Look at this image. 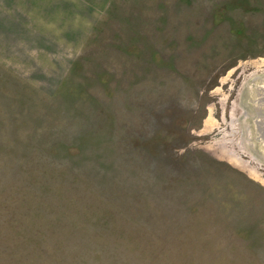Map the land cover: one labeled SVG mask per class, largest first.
Returning <instances> with one entry per match:
<instances>
[{
	"label": "rangeland",
	"instance_id": "1",
	"mask_svg": "<svg viewBox=\"0 0 264 264\" xmlns=\"http://www.w3.org/2000/svg\"><path fill=\"white\" fill-rule=\"evenodd\" d=\"M31 1L0 0V264H264V0Z\"/></svg>",
	"mask_w": 264,
	"mask_h": 264
},
{
	"label": "crops",
	"instance_id": "2",
	"mask_svg": "<svg viewBox=\"0 0 264 264\" xmlns=\"http://www.w3.org/2000/svg\"><path fill=\"white\" fill-rule=\"evenodd\" d=\"M31 3L34 5H35V3L39 4V6L41 7V11H45L44 13H47V14L53 13V12H58L59 10H61L62 12L68 11L67 9H60L61 8L60 6L57 7V5H58L57 0H32ZM31 7H33V6H31ZM33 9L36 10L37 13L40 12L38 7H34ZM70 11L71 10L69 9L68 13H70ZM36 18H38V17H36ZM41 18H43V16H41Z\"/></svg>",
	"mask_w": 264,
	"mask_h": 264
}]
</instances>
